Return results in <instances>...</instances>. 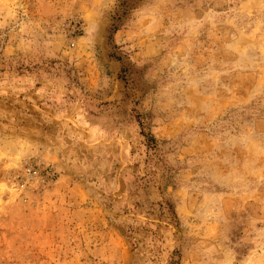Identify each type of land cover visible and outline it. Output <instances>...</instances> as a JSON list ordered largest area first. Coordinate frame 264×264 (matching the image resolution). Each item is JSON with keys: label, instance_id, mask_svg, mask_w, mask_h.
Segmentation results:
<instances>
[{"label": "rangeland", "instance_id": "obj_1", "mask_svg": "<svg viewBox=\"0 0 264 264\" xmlns=\"http://www.w3.org/2000/svg\"><path fill=\"white\" fill-rule=\"evenodd\" d=\"M264 264V0H0V264Z\"/></svg>", "mask_w": 264, "mask_h": 264}, {"label": "trees", "instance_id": "obj_2", "mask_svg": "<svg viewBox=\"0 0 264 264\" xmlns=\"http://www.w3.org/2000/svg\"><path fill=\"white\" fill-rule=\"evenodd\" d=\"M171 264H178V262L177 261H172Z\"/></svg>", "mask_w": 264, "mask_h": 264}]
</instances>
